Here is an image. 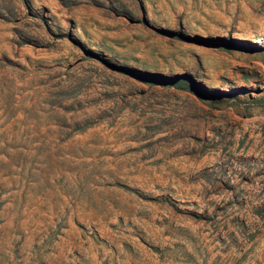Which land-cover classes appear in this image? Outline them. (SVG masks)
I'll return each instance as SVG.
<instances>
[{"label": "rangeland", "instance_id": "obj_1", "mask_svg": "<svg viewBox=\"0 0 264 264\" xmlns=\"http://www.w3.org/2000/svg\"><path fill=\"white\" fill-rule=\"evenodd\" d=\"M0 264H264V0H0Z\"/></svg>", "mask_w": 264, "mask_h": 264}]
</instances>
